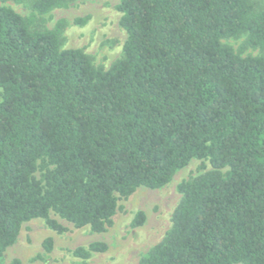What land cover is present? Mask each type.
<instances>
[{"label": "trees", "instance_id": "1", "mask_svg": "<svg viewBox=\"0 0 264 264\" xmlns=\"http://www.w3.org/2000/svg\"><path fill=\"white\" fill-rule=\"evenodd\" d=\"M12 1L30 16L0 6V255L30 219L62 232L49 211L105 231L116 194L159 188L197 158L210 168L178 183L170 227L137 264H264V56L240 54L264 50V8L118 0L127 38L103 69L60 48L62 20L30 27L77 0ZM240 36L238 52L221 42ZM143 220L138 211L131 226Z\"/></svg>", "mask_w": 264, "mask_h": 264}, {"label": "rangeland", "instance_id": "2", "mask_svg": "<svg viewBox=\"0 0 264 264\" xmlns=\"http://www.w3.org/2000/svg\"><path fill=\"white\" fill-rule=\"evenodd\" d=\"M253 1L264 8V0ZM117 3L118 0H77L38 16L30 27L53 29L57 21L62 20L60 48H79L94 66L108 69L121 57L127 38L119 24L121 13L116 8ZM0 6L12 8L23 17L30 16L27 1L0 0ZM81 18L85 19L83 23L75 22ZM243 40L244 36H240L224 38L221 42L238 52ZM240 54L264 56V50L247 47ZM209 168L207 160L194 158L159 188L138 187L126 197L116 194L117 207L112 223L102 232H95L89 226L76 227L53 211H49L48 216L64 227L62 232L49 228L44 218L25 221L14 243L0 255V263L8 264L18 259L19 264H137L140 255L157 243L170 227L173 209L180 199L178 183ZM138 211L144 213V220L133 227L131 221ZM47 238L51 239L50 250L43 245ZM95 241L104 242L106 250L88 258L73 254L75 248Z\"/></svg>", "mask_w": 264, "mask_h": 264}]
</instances>
